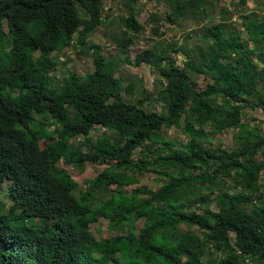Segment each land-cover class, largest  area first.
Instances as JSON below:
<instances>
[{"label": "trees", "instance_id": "16d2710c", "mask_svg": "<svg viewBox=\"0 0 264 264\" xmlns=\"http://www.w3.org/2000/svg\"><path fill=\"white\" fill-rule=\"evenodd\" d=\"M160 1L172 13L181 8V15L209 18L213 13L208 14L207 5L214 9L218 0ZM101 13V0H0V79L6 80L0 96L5 85L10 93L15 86L19 89L10 119L30 128L35 124L31 113L43 112L64 128L41 152L42 162L31 174L3 167L6 157L19 167L28 157L20 139L0 138V264H264V135L242 121L246 108L264 111V98L257 94L264 77V20L256 21L251 12L245 16L251 48L232 28L229 13L219 10L221 19L205 27L199 48L184 52L163 45L137 54L135 66L151 64L155 53L163 63L157 67L165 81L155 95L163 109L158 113L122 99L114 64L99 54L101 47L88 43L102 24ZM135 14L131 10L125 18L126 32L143 29ZM164 19L174 23L170 14ZM57 36L63 37L65 47L93 50L94 70L83 80L70 77L62 87L52 88L49 70L55 62L49 54ZM180 52L187 57L182 68L169 54ZM189 72L211 82L198 89ZM134 89L127 86V93ZM34 95L42 102L40 108L27 100ZM7 113L0 103V133L5 132ZM95 126L108 133L94 142L70 143L89 136ZM172 127L186 136L185 144L155 133ZM206 127L213 134L234 131L235 146H204L200 139L208 141ZM34 128L40 137L43 124L37 122ZM61 160L75 167L89 162L109 168L76 195L64 180L65 171L56 166ZM137 171L151 172L163 183L156 190L118 191L133 184ZM217 179L223 188L211 197L207 184ZM3 190L9 204L1 200ZM106 190L109 198L95 204L93 195ZM98 216L108 220L111 230L123 225L125 233L97 240L89 226ZM137 221H142L138 232ZM179 225L199 233L183 232ZM214 254H222L219 261Z\"/></svg>", "mask_w": 264, "mask_h": 264}, {"label": "rangeland", "instance_id": "374dc122", "mask_svg": "<svg viewBox=\"0 0 264 264\" xmlns=\"http://www.w3.org/2000/svg\"><path fill=\"white\" fill-rule=\"evenodd\" d=\"M212 0H208L210 3ZM215 8H210L208 5V14L211 16H194L191 14H183L182 9H177L172 13V7L167 6L160 0H101L102 9V24L96 28L91 37L88 38L89 44L98 45L101 47L99 54L106 60L114 64V73L117 78L121 80L120 93L124 100L132 101L147 111H154L161 113L163 111L162 104L156 100L155 95L161 90L165 81L159 77L157 67L162 66L160 62V55L155 53L151 57V64H141L135 66V57L142 51L152 48L158 50L163 45H175L184 52H190L194 48L201 46V34L206 26L212 22L220 20L218 15L219 10H224L229 13L227 17L230 19L232 28H234L240 36L241 41H247V32L243 27L246 21L245 16L251 12L252 18L260 22L264 20V0H246L244 5H241L240 0H218L213 1ZM133 10L136 20L143 26V29L138 33H131L125 31L124 20ZM170 14L174 23L167 22L164 18ZM4 32L7 27L3 24ZM130 40L129 46L120 45L119 41ZM62 36H57V44L49 57L55 62V65L49 70V76L52 81V88H60L63 86L65 79L75 77L78 80H83L88 74L94 70L92 58L95 55L93 50L76 46L65 47ZM252 47V43L248 42V48ZM175 59L176 65L182 68L187 60V57L180 52L171 54ZM254 63L258 68L261 64L252 56ZM189 79L195 83L198 89H203L206 84L210 83L209 78L203 75L193 74L189 72ZM133 84L135 89L133 93H127V86ZM141 86V90H139ZM257 94L264 98V77L261 84L257 87ZM252 101L257 103V96H253ZM73 114V111L70 112ZM36 119H39L36 116ZM242 121L250 127L256 128L264 135V111L260 107L246 108L242 113ZM206 136L208 141L200 139L204 146L211 149H227L235 146L233 135L234 131L229 130L221 134H213L210 128L206 127ZM103 127L95 126L90 129L89 136L80 135L78 138H73L70 143L75 145L89 139V142H94L99 136L107 134ZM155 133L160 134L166 140H175L179 144H185L187 141L180 129L172 127L171 129H157ZM82 151L86 150L83 145ZM137 153H134L136 156ZM60 169L66 170L64 180L74 187L73 192L78 195L86 190L88 180H93L104 169L109 168L107 163H84L79 167L65 165L62 161L57 164ZM133 184L125 186L118 190L122 192L131 191L134 188H146L156 190L163 181L155 174L148 171H137L133 175ZM260 182L264 184V173L260 177ZM212 191L213 197L223 188L221 179H217L207 184ZM115 187H111L114 190ZM110 195V191H97L93 195L95 204L105 202ZM5 196L2 194L1 200ZM212 208H215L212 206ZM136 232L142 228V221L135 223ZM183 232L199 233L196 228L187 230L183 225L178 226ZM90 234L97 240L106 239L113 240L117 234H124L126 227L123 225L116 230H111L108 227V220L103 216H98V221L89 226ZM232 236V233H230ZM222 254H214L213 259L219 261ZM178 261L184 262L185 258H178Z\"/></svg>", "mask_w": 264, "mask_h": 264}, {"label": "clouds", "instance_id": "9594fccd", "mask_svg": "<svg viewBox=\"0 0 264 264\" xmlns=\"http://www.w3.org/2000/svg\"><path fill=\"white\" fill-rule=\"evenodd\" d=\"M0 60H2V57H0ZM5 83H6L5 78H1L0 84H5ZM18 92H19V89L16 86L13 88L12 93L9 92V88L7 85L2 87V95L0 96V103L3 104L7 108L8 123L4 127L5 132L0 133V138H2L3 140H10V141L16 138L20 139V141L23 142L26 146L27 150L25 152V155L28 157V160L22 166L19 167V166H16L9 157H6L5 158L6 163L3 167L5 169L11 168L12 170L19 172V173L31 174L32 172L35 171V168L38 167L40 163L42 162L43 157L41 155V152H43L47 147L51 146V143H54L55 141H57L59 137V133L63 131L64 128L62 127V124L56 121L48 113H43V112L39 113L36 111L34 113L33 111L31 113V116L33 117L35 124L39 122L43 124L44 126V131L39 137L34 132L35 124L30 125V128H29V127H26L24 123L20 120L10 119V116L14 111L13 107L11 106V102L13 100L19 99L15 97L17 96ZM27 100L31 103L34 109L40 108L42 104V102H40L39 100L35 98V95L29 96ZM36 116H38L39 119H36ZM8 149H9V146L7 148V151ZM58 163H56V166ZM61 170H64L66 173L65 169H61ZM2 194H4V190ZM4 201L7 204H9V201L6 197Z\"/></svg>", "mask_w": 264, "mask_h": 264}]
</instances>
